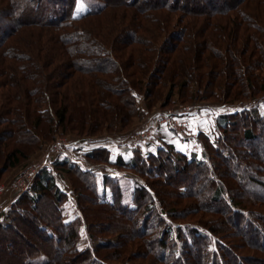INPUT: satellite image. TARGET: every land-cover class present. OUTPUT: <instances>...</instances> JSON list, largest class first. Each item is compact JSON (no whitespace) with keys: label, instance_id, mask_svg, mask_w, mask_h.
Listing matches in <instances>:
<instances>
[{"label":"trees","instance_id":"16d2710c","mask_svg":"<svg viewBox=\"0 0 264 264\" xmlns=\"http://www.w3.org/2000/svg\"><path fill=\"white\" fill-rule=\"evenodd\" d=\"M41 1L0 0V182L58 136L127 130L142 95L148 111L243 109L196 136L201 157L167 142L129 162L90 151L96 169L137 178L131 204L118 178L105 174L100 191L95 170L54 161L0 215V237L33 235L23 264H264V0H101L80 16L78 0ZM40 205L44 224L31 217ZM16 255L13 239L0 244V264Z\"/></svg>","mask_w":264,"mask_h":264},{"label":"rangeland","instance_id":"374dc122","mask_svg":"<svg viewBox=\"0 0 264 264\" xmlns=\"http://www.w3.org/2000/svg\"><path fill=\"white\" fill-rule=\"evenodd\" d=\"M100 1L101 0H78L77 8H76V11H75V15L76 16H80V15L86 13L88 10H91L93 7H96V5ZM41 3H43L44 5H46L48 7H53L54 6V3L52 2V0H43V1H41ZM253 104H255V103H253ZM139 105H140V108H141L140 116L135 121L134 125L129 127L127 130H125L123 132H121V131H116V132L104 131L103 133H101L102 135H100L97 138L79 139V140H81L82 143H85V144H87V143L88 144L89 143L92 144L94 141H98L99 138L102 137V138H104L107 141L111 139V141L118 140V141L122 142V140H125L128 137L131 138L132 136H134L136 134H140L141 132L146 131L148 129V127H150V126H154V127L156 126V128H155L156 130L152 133L153 134L152 142L150 143L151 146L155 147L157 142H161V143H159V145L162 144V143L164 144L165 142H168V141H165L164 138H162L163 136H161L162 134H161V132H159L160 129H161L160 126H164L165 125L168 128L169 131H172V126L171 125H167V124L161 125V123H160L161 119L165 116V113L166 112L168 113L169 111H171V114H170V117H169L170 119H172V118H182L183 117V113L182 112H184L185 110H184V108H181V107H186V106L190 107L191 106V105L178 104L177 103L175 105H171V106H168L166 108L156 107L155 109L148 111V109H146L144 107V97H143V95L139 97ZM194 105H196L195 108L191 109V110H194V111L196 110V112H199V111L202 112L203 111V113L205 115V123L200 125V126H198L196 128L197 135H198L199 132L200 133L203 132V133H206L208 135H212V137H215L216 133H217V130H216V125H217L216 124V118L219 115L231 114V113H234V112H237V111H241L243 109L241 105H238V106H235V107H225L223 105H220L218 103H213V102L197 103V104H194ZM255 106L260 107L262 109V112H264V103L259 104L257 102ZM187 117H188V115H187ZM178 130H180V129H177V130L174 129V132H176V131L178 132ZM177 132H176V135H178ZM179 133H181V132H179ZM71 137H73V136H71V135H69L68 137L58 136L55 139V141L46 144L45 145L46 147H44L43 150L38 151L37 153H35L31 157V159L29 161L24 162L21 165V167L15 169L9 176L8 175L4 176L3 179H5V180L1 181L0 184L9 185L10 183H12L21 174V172L25 168L31 167L33 165H38L40 167L41 166V161L45 157V154L46 155L47 154L52 155V157H53L52 158L53 159L52 163L54 161L62 160V158H58V157L56 159H54V157H55V155H54L55 148H56V146L58 145V143L60 141H65L66 139L71 138ZM108 137H110V138H108ZM188 137L189 136H186V137H184V139H186L188 141ZM139 145H141V144L139 143ZM195 145H197V146H195ZM231 145L240 147V146H243L244 144L241 141H233ZM141 146H144V145H141ZM79 147L83 148L84 146H82L80 144ZM144 147H147V146H144ZM136 149L138 150L139 148H136ZM184 150H186V152H185L186 154L191 155L192 153H196L198 155V157H201V154H202V151H203L202 147L200 145H198V143H196V142H194V144L192 146H190L188 144L187 148H184ZM52 163L49 166L45 167V168H47V169L49 168L50 169ZM195 177H196L195 174H193L191 179H190V181L196 182L197 180L195 179ZM133 178L136 179L133 183H136L137 178L134 177V176H133ZM184 181L185 180H182V182H184ZM127 182H128V184L125 185L126 189L123 190L124 191V197H125L126 203L127 204H131L132 203L133 191L132 190L130 191L128 189V187H131V184H129V183H132V182H130V180H128ZM99 185H100L99 186L100 191H102V189H103L102 178L99 179ZM61 187L64 190H66V188H64L63 183H61ZM4 196H5V194L0 196V208L7 206V203L2 201ZM108 198H109V195H108ZM42 206L40 205L38 211H36L34 213H31L32 214L31 217L34 218V221H36L37 224L38 223L39 224L40 223L44 224V222H43V213H42L43 210L41 209ZM75 217H76V210H75L74 204L72 203L71 200H69L64 205V221L65 222H69V221L73 220ZM0 221H1V217H0ZM97 230H98V232L100 231L99 229H97ZM49 232H50V236H51V243L54 246H56V247L61 246L62 241H61L60 236L58 235V231L56 230V228L54 226H52V225L51 226L49 225ZM23 233H24V237L26 238V240L18 238V236L15 235L13 232L12 233H7L6 235H4V236L2 235L0 237L1 246H6V243L9 242L12 239L15 241L17 255L14 256L12 261H14L16 264H23V257H24V255L26 253H28L29 255L36 256V254L38 252L36 247L33 246V241H34L33 235L30 232H26V231H24ZM81 234H82L81 235V239L77 243V247H79V248H83V247H85V246L90 244V240L88 239V236H87V234L85 232V228H84L83 225L81 226ZM96 237H100L102 239V238H107L108 236L106 234H104V236H99V235L96 234ZM28 242L31 244L30 246L27 245Z\"/></svg>","mask_w":264,"mask_h":264},{"label":"crops","instance_id":"0c3cea01","mask_svg":"<svg viewBox=\"0 0 264 264\" xmlns=\"http://www.w3.org/2000/svg\"><path fill=\"white\" fill-rule=\"evenodd\" d=\"M195 106L196 105L193 104L190 107L189 106L181 107V108H184V110H185L184 112H182L183 117L182 118H175L179 122H186V128H187L186 134L187 135L185 133L181 134L177 131L176 132L178 135H176V132H174L173 127H172V131H169L165 125L160 126L161 129L159 132H161V134H162L161 136H163L162 138H164L165 141H168L167 143L174 145L177 150H179L183 153L186 152V150H184V148H187L188 144L190 146H192L194 144V142L197 143V141H196V135H197L196 128L205 123V115H204L203 111L202 112L201 111L196 112V110L195 111L191 110V109H194ZM187 115L189 118L187 117ZM186 136H189L188 141L186 139H184V137H186ZM133 137L134 136H132L131 138L128 137L127 139L122 140V142H120L118 140L111 141V139L107 141L104 138L100 137L98 141H94L92 144H90V143L85 144V143H82V141L77 139L76 137H71V138H68L65 140V142H66L65 143V151L66 152H64V154L62 155V159L68 158L71 161L79 164L80 166H82L86 169L95 170V172L98 176V181L100 178H102V186H103V176L105 175V173L109 174L115 178H118L120 183H121L123 190L126 189L125 185L128 184L127 181L130 180V182H132V183H129V184H131V187H128V189L130 191L132 190L134 192L135 183H133V182L136 179L133 178L132 174L126 173L123 171H119L114 167L96 169L95 165H93L87 159V154L90 151L97 149L99 147H103V148H107L109 150L110 158L112 161H116V159L122 158L124 161L129 162V161L135 160V157L137 154L136 148H139L138 151H140V152H145V151L147 152V151H155L156 147L162 145V144L159 145V143H161V142H157L155 147L151 146V145L144 147V146L139 145V143H137V141H135V139ZM108 138H110V137H108ZM80 144L84 147L83 148L79 147ZM195 146H197V145H195ZM45 156H46V154H45ZM61 183H63L64 188H66V191L70 190L69 180L64 175L61 176ZM13 196L14 195L12 194V192L8 191L7 193H5V196L2 199V201L7 203V206H6L7 209H9L10 206L12 205V203L15 201Z\"/></svg>","mask_w":264,"mask_h":264},{"label":"built area","instance_id":"2783aa9c","mask_svg":"<svg viewBox=\"0 0 264 264\" xmlns=\"http://www.w3.org/2000/svg\"><path fill=\"white\" fill-rule=\"evenodd\" d=\"M170 114L171 111L168 113H165V116L161 119L160 123L161 125L167 124L171 125L174 129H180L178 132H183L186 134V122H179L177 119L172 118L170 119ZM156 126H150L146 131L141 132L140 134L134 135L135 141L137 143H140L141 145L148 146L152 142V137H153V132L156 130ZM182 133V134H183ZM65 141H60L58 145L55 148V157L54 159L62 158V155L64 154L65 151ZM52 155L47 154L41 161V166L39 167L38 165H33L31 167L25 168L21 174L9 185H3L0 184V196L4 195L8 191H11L12 194L14 195V200L18 199L22 194L27 192L31 185L33 184L35 178L39 174V172L49 166L53 159ZM7 210V207H2L0 208V215Z\"/></svg>","mask_w":264,"mask_h":264}]
</instances>
